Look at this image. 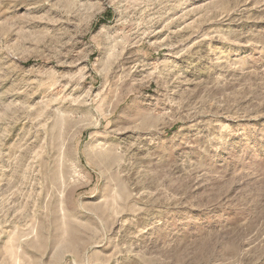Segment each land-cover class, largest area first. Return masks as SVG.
Returning <instances> with one entry per match:
<instances>
[{
    "label": "rangeland",
    "instance_id": "1",
    "mask_svg": "<svg viewBox=\"0 0 264 264\" xmlns=\"http://www.w3.org/2000/svg\"><path fill=\"white\" fill-rule=\"evenodd\" d=\"M0 264H264V0H0Z\"/></svg>",
    "mask_w": 264,
    "mask_h": 264
}]
</instances>
